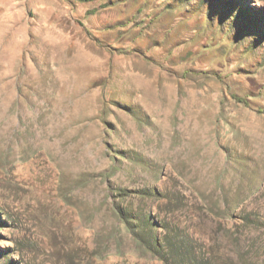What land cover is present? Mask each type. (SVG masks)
<instances>
[{
  "label": "rangeland",
  "instance_id": "obj_1",
  "mask_svg": "<svg viewBox=\"0 0 264 264\" xmlns=\"http://www.w3.org/2000/svg\"><path fill=\"white\" fill-rule=\"evenodd\" d=\"M0 264H264V0H0Z\"/></svg>",
  "mask_w": 264,
  "mask_h": 264
}]
</instances>
